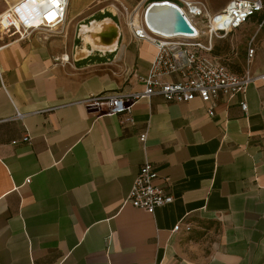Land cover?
Segmentation results:
<instances>
[{"label":"crops","instance_id":"obj_1","mask_svg":"<svg viewBox=\"0 0 264 264\" xmlns=\"http://www.w3.org/2000/svg\"><path fill=\"white\" fill-rule=\"evenodd\" d=\"M157 1L69 0L60 32L0 28V264H264L262 80L207 103L140 99L131 124L86 105L142 90L156 47L128 21ZM228 37L236 64L213 56L264 73V15ZM146 160L173 197L152 212L124 202Z\"/></svg>","mask_w":264,"mask_h":264},{"label":"built area","instance_id":"obj_2","mask_svg":"<svg viewBox=\"0 0 264 264\" xmlns=\"http://www.w3.org/2000/svg\"><path fill=\"white\" fill-rule=\"evenodd\" d=\"M6 7L0 12V28L14 31L24 39L35 31L60 32L66 23L69 0H4ZM192 28V34H162L150 29L146 23L128 21L133 36L148 40L156 47V55L147 73L141 77L143 88L133 93L106 92L92 95L85 102L98 115H119L121 124L133 123L132 106L143 98L160 95L166 101L185 102L199 98L207 103L222 95L227 99L243 93L257 79L264 82V73L252 75L248 69L232 71L225 63L211 55L214 37L222 38L239 28L254 15H264V0H229L219 11L211 13L204 0H172ZM125 13L126 10L124 9ZM189 19V20H188ZM204 35V37L201 36ZM254 54V46L247 45V63ZM176 76L174 80L169 77ZM246 111L245 101L240 103ZM212 115L213 111L208 110ZM21 117L20 114H18ZM146 133L139 136L143 142ZM23 142H29L26 132ZM14 141L13 143H16ZM156 170L148 161L140 166L124 202L135 208L152 212L156 207L173 200L165 187L155 184ZM179 223L173 226L177 231ZM186 230L190 224L185 225Z\"/></svg>","mask_w":264,"mask_h":264},{"label":"water","instance_id":"obj_3","mask_svg":"<svg viewBox=\"0 0 264 264\" xmlns=\"http://www.w3.org/2000/svg\"><path fill=\"white\" fill-rule=\"evenodd\" d=\"M163 3L164 2L151 3L145 10V20L149 19L150 21H153L154 18L157 17L161 12H168L171 15V21L169 22V27L167 30H165V33L192 34L193 29L180 10L176 6L173 7L172 5Z\"/></svg>","mask_w":264,"mask_h":264},{"label":"bare ground","instance_id":"obj_4","mask_svg":"<svg viewBox=\"0 0 264 264\" xmlns=\"http://www.w3.org/2000/svg\"><path fill=\"white\" fill-rule=\"evenodd\" d=\"M161 1L164 2L163 4L172 5L169 0H159L157 2L159 3ZM172 6L175 7L174 5H172ZM144 13H145V11H144ZM144 13L140 17H136L138 19H135V21L136 22H140L141 21L143 23L146 21L148 27L150 29H152L153 31L158 32V33H162V34H166L165 33L166 32L165 30L168 29V27H169L168 25L170 24L169 22L171 21V15H170V13H168V12H161L157 17L154 18L153 21L152 20L150 21L149 19L145 20ZM192 29H193V31L196 32V29L195 28H192ZM167 34H169V33H167Z\"/></svg>","mask_w":264,"mask_h":264},{"label":"rangeland","instance_id":"obj_5","mask_svg":"<svg viewBox=\"0 0 264 264\" xmlns=\"http://www.w3.org/2000/svg\"><path fill=\"white\" fill-rule=\"evenodd\" d=\"M5 7H6V5H5ZM120 10H121V9H120ZM248 34H249V33H248ZM252 34H253V33H252ZM201 36L204 37L203 34H201ZM246 37H247V36H246ZM251 37L254 39V35H252ZM251 37H249L247 40H246V38H243V40H242L243 42L240 43V44L246 46L247 41H248ZM213 42L215 43V45H217L218 53H219L222 57L228 59V58H229V55H230V53H231V43H230L229 37H228V38H224V37H223V38L214 37ZM232 43L235 44L234 40H232ZM238 56H240V54H239ZM228 61H229L228 63H229L230 66L236 64V61H234V60H231V61H230V60L228 59Z\"/></svg>","mask_w":264,"mask_h":264},{"label":"trees","instance_id":"obj_6","mask_svg":"<svg viewBox=\"0 0 264 264\" xmlns=\"http://www.w3.org/2000/svg\"><path fill=\"white\" fill-rule=\"evenodd\" d=\"M216 54H218V52H217V50H216V46H215V44H214V42H213V46H212V49H211V55H216ZM224 63V62H223Z\"/></svg>","mask_w":264,"mask_h":264}]
</instances>
